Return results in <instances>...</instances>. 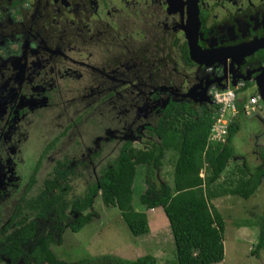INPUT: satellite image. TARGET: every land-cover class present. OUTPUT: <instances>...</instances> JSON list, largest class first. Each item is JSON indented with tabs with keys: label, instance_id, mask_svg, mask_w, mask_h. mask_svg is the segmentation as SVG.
I'll use <instances>...</instances> for the list:
<instances>
[{
	"label": "flooded vegetation",
	"instance_id": "af4514ba",
	"mask_svg": "<svg viewBox=\"0 0 264 264\" xmlns=\"http://www.w3.org/2000/svg\"><path fill=\"white\" fill-rule=\"evenodd\" d=\"M126 1H120L123 7ZM185 1L130 0L143 4V21L139 20V28L136 27L142 37L140 42L129 38L130 43H126L128 39L123 37L116 43L117 32L109 31L115 26L103 20L111 15L105 0H101L99 9L103 5L104 17L91 8L89 0H0V154L7 160L10 156L18 159L22 149L19 141L25 139L26 129L20 132L18 121L37 108V119L40 114L46 115L58 103L54 102L57 96L63 105L72 99L85 102L89 98L107 103L104 118L113 117L126 132L132 133L138 127V132H142L145 126L155 125L168 103H187L207 110L205 98H210L209 92L220 82L234 81L233 78L245 81L258 74L250 75L239 63L252 56L260 66L264 64V0L196 1V42L201 48L214 51L238 44H258L254 52L226 55L211 65L195 62L190 56L181 27L186 25V12L191 10L192 0L187 5ZM125 22L121 20L120 24ZM137 43L146 46L141 48ZM130 44L135 47L130 49ZM112 45L117 46L114 54L107 52ZM156 49L158 55L154 53ZM194 56L199 60L200 56ZM257 67L255 64L252 68ZM58 77L69 91L64 97L54 94ZM94 77L101 82L92 80ZM95 88L99 89L97 93H93ZM93 120L94 117H87L82 133L73 129L72 135H68L71 139L76 134L81 139L76 154H60L55 147L50 148L48 157L52 164L66 160L68 167L77 172L71 175L88 180L87 184L90 178L98 179L103 160L100 154L107 146L101 141L107 135L116 137L119 132L112 126L93 127ZM58 129L59 126L54 127L51 133L56 135ZM97 137L99 141L95 142ZM14 150L19 153H13Z\"/></svg>",
	"mask_w": 264,
	"mask_h": 264
},
{
	"label": "trees",
	"instance_id": "16d2710c",
	"mask_svg": "<svg viewBox=\"0 0 264 264\" xmlns=\"http://www.w3.org/2000/svg\"><path fill=\"white\" fill-rule=\"evenodd\" d=\"M105 53L110 56L109 51ZM246 100L247 97L237 100V115L228 116L232 121L223 142L209 137L210 126L214 114L219 112V105L213 109L208 106L209 109L205 110L187 103H168L155 125L145 126L144 130L150 138L142 140L143 147H136L130 142L131 138L138 136V142L141 143L140 138L144 133L138 132L139 127L129 133L117 126L113 118L109 120L103 115L98 116L93 120V127L112 126L119 131L110 140L116 152L114 150L107 163L105 160L101 164L97 181L93 179L82 194H74L70 199L67 194L72 188L68 179L69 176L74 178L72 175L77 172L69 168L64 159L55 161L48 170L42 164L47 158V150L54 147L59 135L54 136L35 156L27 148L34 159L25 157L24 161L15 162L20 167H17V179H28L19 203L14 206L8 221L0 226V264L5 263L4 257L9 260L8 264H16L19 258L28 264H173V244L176 257L174 264H212L222 261L224 218L214 201L224 196L248 199L264 180L263 146L258 151L257 159L262 162L260 166L250 169L247 162L242 161L240 165L234 163L232 169L225 173L229 160L237 152L232 135L236 134L243 120L242 107ZM102 120L106 124L101 123ZM42 143L30 148L41 147ZM168 153L172 182H167V179L161 181L156 175ZM29 164H32L31 168ZM26 165L28 167L23 172ZM137 171L144 184L137 203L143 206L142 209L134 207L132 198ZM17 179H13V182ZM28 190H32V194L27 196ZM95 195H99L105 206L116 207L120 212V221L117 216L113 220L120 222L121 226L125 224L126 233L128 231L131 236H140L142 244L151 245L150 252L145 251L139 256L102 253L80 257L76 262H66L55 255L51 248L55 239L50 232L42 235L37 222L49 221L52 233L61 232L65 226L71 232H77L91 222L83 211L91 206ZM3 198H6L4 190L0 191V199ZM70 209L76 211V216L72 215ZM149 214H152L151 217ZM30 215L32 218L26 220ZM19 216L25 220L16 223ZM155 219L159 222L156 223ZM159 226L166 228L165 233L169 236L166 237L168 242L160 246L157 242H161L165 234L157 231L156 227L159 230ZM255 247L254 254L258 255L264 247V230L259 231ZM193 254L198 256V260H194Z\"/></svg>",
	"mask_w": 264,
	"mask_h": 264
},
{
	"label": "rangeland",
	"instance_id": "374dc122",
	"mask_svg": "<svg viewBox=\"0 0 264 264\" xmlns=\"http://www.w3.org/2000/svg\"><path fill=\"white\" fill-rule=\"evenodd\" d=\"M108 1L111 2L107 3V0H105L106 3H104L108 4L107 8L111 10V15L108 18H105L103 15L105 12V10L103 9V5L102 9L99 11L101 0H89V5L91 6V8L93 7L94 9L98 10L99 14L104 17V21L108 22L113 27L115 26L109 31L113 33L117 32L118 39L116 43H119L123 37L128 39L126 43H130L129 38L138 40L140 42L142 35L138 33L139 31L136 29V27L139 28V20L143 21V16L140 15V10H142L143 4L137 2L131 3L130 0H127L125 7H123L120 3L121 0ZM86 2L88 3V1ZM138 16L139 19L136 20ZM121 20H124L126 22L120 24ZM134 30H136L137 32ZM142 32L145 33L146 31ZM134 44L136 46V43ZM137 44L142 45V43ZM128 46L130 49L135 47L133 44H130ZM145 46L146 44L143 43L142 47H139L145 48ZM93 47L96 50H100L96 45H93ZM116 50L117 46L112 45L109 46L107 52L109 51V53L114 54ZM152 50L153 49H150V47L148 48L149 52H152ZM154 53L155 55H158L160 52L158 49H156L154 50ZM244 60L246 61H242L241 64L239 63V67L241 68V65H244L245 69L250 71V75L260 70V65L257 63V61L253 60L252 56L246 57ZM255 64H257L258 67L252 68L253 66H255ZM160 66L161 65L159 64L158 67ZM96 79L98 82H101L99 80L100 78L97 77H94L92 80ZM233 79L235 80V78ZM54 85H56L59 90H57V92L55 91L54 94H63V97L65 96V94H69L66 83L62 79H60V77L56 78V80L54 81ZM98 91L99 89L95 88L93 93H97ZM249 92L250 88L249 86H247L243 90V93L250 94ZM90 95L96 96L97 94ZM56 101H58V103L53 107L51 106L53 110H47L48 112L46 113V115H41L39 119H37L35 115L38 113L35 111L38 109L37 108L35 110H32L33 113L32 111L27 112L24 117L20 119L21 122L18 121L19 123H21L20 132H22L24 128H26L24 131L25 139L19 141L20 148L24 149H21L20 154H18L19 152H15V150L13 151V153L18 154V159L15 160L10 156V160H7L3 153L0 154V191L4 190V194H6V198L0 199V226L4 221H8L11 212L14 210V206L19 203L21 199L20 197L25 190V182L28 179V177L17 179V167H20L16 163L24 161L25 157H29L30 160L34 159L35 153H38L41 149V147L39 146L35 148H30V146L35 145L39 143V141H41L43 142V149L45 143L52 141L51 138L53 136L59 135V138L56 140L55 145L54 147H52V149L57 147L58 149H60V154L63 153V155L76 154V150L80 148L77 141H81V139L76 134L75 136H72L71 139L68 138V135H72V133L70 134V132L74 129L75 131L82 133L85 124V122L83 121L84 119H86L87 117L98 118V115L105 114V111H107V103H100L99 100L94 101L92 98H89L88 100L86 99L85 102L72 99L68 103L64 102L66 104L63 105L60 97L57 96L54 102ZM83 104H85V106H83ZM257 115H260V117L258 116L257 119L254 118L257 117ZM58 126L59 129L56 135L55 133H51L54 127ZM239 126L240 127L236 134L232 135V143L234 144L237 152L234 158L232 160H229L225 169V173L229 172L232 169L234 163L240 165L242 161H246L250 169H253L255 166H260V164L262 163L257 158L259 157V148L261 146L264 147V108L251 111L248 115L243 114V120L239 123ZM142 132L144 134L140 138L141 143L138 142V136H135L133 138L130 137L131 144L136 147L144 146L142 140L146 141V139L150 138V136L146 133V130H142ZM107 136L109 137H107L105 141H101L102 143L105 142L104 144L107 143L104 152L100 154L101 159H103L102 165L105 160L106 163L108 162L110 155L114 152V150L116 152V147L110 141L113 140V136ZM98 141V137L95 138V142ZM13 148L14 143L11 146L12 150ZM27 148L31 149L34 152V156H30V152L27 151ZM50 150L51 149L47 150V156H45L47 158L43 160L42 163L45 167V170H48V168H50L52 164L51 159L48 162V157H50ZM98 158L100 157L97 156L95 159ZM169 159L171 158L168 153L162 161L160 169L156 172L158 179L161 181L167 179V182H172V166L169 162ZM29 166L31 168L32 164H29ZM27 167L28 165L23 168V172H25V169ZM138 171L133 182L132 198L134 207L142 209L143 206L137 203L138 196L141 193L144 184L142 176ZM25 176H27V173L25 174ZM13 179H17L18 181L13 182ZM81 179L82 178L80 177H69L68 183L72 190H68L67 198L70 199L74 194H82L88 180L83 179L82 181ZM92 180L93 179L90 178V182ZM261 181L262 182L259 183L257 189L248 199H243L239 196H224L217 199V201H214V204L218 205V209L224 218V231L222 232L224 243V257L222 261L212 264H264V247L259 250L258 255L254 254L259 231L264 230V180ZM32 190H28L26 192V195L28 196L32 194ZM93 199L94 201L92 202L91 206L83 211V214L89 216L91 222L84 225L77 232L73 233L67 226H65L61 232L52 233L49 221L39 220L37 222L38 224H40L39 226L42 230V235L50 232L52 234V237L55 239L56 242L51 243V248L59 259L66 262H76L80 257H91L93 255L102 253L119 255L122 254L123 256L126 254L129 256H139L145 251H151V245L146 246L145 244H142L143 242L140 236H131L128 231L126 233L127 229L124 223V225L121 226L120 222H116L115 220H113V218L117 216V219L120 221V216H118L120 212L116 209V207L105 206L101 202L99 195H95ZM72 211V215L76 216V211ZM29 213L30 212H28L27 214ZM151 215L152 214H149V217H151ZM31 218L32 216L26 218V220H30ZM20 220L23 221L25 219H23L22 216H19L15 220V222L19 223ZM154 221L156 223L159 222L158 219H155ZM152 228L153 230L155 229L154 225L152 226ZM156 228L158 232L165 234L163 236V240L161 242L158 240L159 242H157V244L160 246V244H163L165 242L167 243L168 241L166 240V237H169L168 234L165 233L167 232V229L163 228V226H159V230L158 227ZM161 229L163 230L160 231ZM76 241L78 243H76ZM154 246L156 247V244H154ZM171 251L173 254L172 260L176 261L174 244L171 248ZM161 253H163V251ZM193 255H195L194 260H198V256H196V254ZM4 261V264L9 263V260L6 257H4ZM173 261H171V263L174 264ZM16 264L28 263H25L22 258H19L16 261Z\"/></svg>",
	"mask_w": 264,
	"mask_h": 264
},
{
	"label": "water",
	"instance_id": "95a60500",
	"mask_svg": "<svg viewBox=\"0 0 264 264\" xmlns=\"http://www.w3.org/2000/svg\"><path fill=\"white\" fill-rule=\"evenodd\" d=\"M196 1L197 0H192L189 3V5L191 6V10L189 9V11L186 12V15H187L186 23H188V25H190V24L191 25L188 27L184 24L183 27H181L183 30V33L185 34L186 40H187V46L189 49L190 56L195 62L211 65V64L217 62L218 60H221L223 57H227L229 55H234V54L239 55V56H244V55L251 53V52H254L256 49H258V47H257L258 44H256V43L254 45L253 44H251V45L238 44L236 46L228 47L226 49H223V48L215 49L214 51L204 50L203 48H201L196 42V40H197L196 29H197V26L199 24L198 23V17H197V11L198 10H197ZM194 55L200 56L199 60H197V57H195ZM202 57H205L206 59L202 60ZM263 74H264V65L261 66V71L259 73V77L261 76L262 78L260 80L258 78V80L261 84H264V75ZM234 83L235 82H233V84ZM257 84L260 85L258 82H257ZM261 89L262 90L264 89V85L262 86ZM261 95H263V94H261ZM204 97H206V95ZM205 100H206L205 102H207L208 104H211V100L209 98H205Z\"/></svg>",
	"mask_w": 264,
	"mask_h": 264
},
{
	"label": "clouds",
	"instance_id": "9594fccd",
	"mask_svg": "<svg viewBox=\"0 0 264 264\" xmlns=\"http://www.w3.org/2000/svg\"><path fill=\"white\" fill-rule=\"evenodd\" d=\"M263 65H264V64H263ZM261 66H262V65H261ZM261 66L259 67L260 70L257 72L258 74H256L254 77H251V78H249V79H247V80H245V81H238V80H234V81H232V80H230L232 86H229V87L225 86V82H226V81H223V85H222V86H221V84H220V85L215 86L214 88H212L211 91L209 92V95H210V98H209V99L211 100V104H209V106H211L212 109L214 108V106H217V105H215V104L212 102L211 94H212L213 90H218V91H227V90H230L231 92L233 91L235 94L233 95V96H234V99H233L232 103L234 104V108H235V110H234V113H231V110H230V111H229V114L227 115V117H228L229 115H231V116H236L237 113H238L237 105H236L237 100H241V99H242V97H240L239 94H240V93H241V92H242L247 86H249V88H250V90H251L252 93L248 94V97H247V98H249V97H251V96H259V99H258L257 104L255 105V108H251V104L248 103V100H246L245 103H244V105H243V107H242V115H243V114L248 115V114H250L251 111H255L256 109H263V108H264V89L262 90L261 88H262V86H263L264 84H261V83L259 82V80L262 78L261 76L259 77V73H260V71H261ZM244 68H245V67H244ZM263 75H264V74H263ZM258 78H259V80H258ZM233 82H235V83L233 84ZM257 82H258L260 85H258ZM245 84H247L246 87H245L244 89H242V87H243ZM253 90H254V91H253ZM261 94H263V95H261ZM257 105H259V106H257ZM244 106H247V109H245V110H247V112L243 109ZM216 114H217V113H215L214 115L216 116ZM112 116H113V115H112ZM258 116L260 117V115H257V117H254V118L257 119ZM261 117H262V116H261ZM112 118H113V117H109V120H112ZM122 118H123V117H122ZM228 119H229V122H228V125H227V132H226V135H227V133H228V126H229V123L232 121L231 118L228 117ZM260 119H261V118H260ZM113 120H114V118H113ZM261 121H262V120H261ZM210 128H211V126H210ZM107 129H108V127H107ZM109 129H110V128H109ZM209 132H210V130H209ZM226 135H225V136H226Z\"/></svg>",
	"mask_w": 264,
	"mask_h": 264
},
{
	"label": "built area",
	"instance_id": "2783aa9c",
	"mask_svg": "<svg viewBox=\"0 0 264 264\" xmlns=\"http://www.w3.org/2000/svg\"><path fill=\"white\" fill-rule=\"evenodd\" d=\"M235 93L230 90L227 91H218L213 90L211 94L212 102L215 105H219L220 109L218 114L213 117V122L211 124L209 137L211 140L214 141H224L226 132H227V125L229 122V119L227 115L229 114V111L231 110V113H234V104L232 103L234 99ZM259 99V96H251L248 98V103L251 104V108H255V105L257 104ZM259 106V105H257ZM244 110L247 109V106H244ZM247 112V110H245Z\"/></svg>",
	"mask_w": 264,
	"mask_h": 264
},
{
	"label": "crops",
	"instance_id": "0c3cea01",
	"mask_svg": "<svg viewBox=\"0 0 264 264\" xmlns=\"http://www.w3.org/2000/svg\"><path fill=\"white\" fill-rule=\"evenodd\" d=\"M220 84L222 86L223 85V82H220ZM225 86H227V87L232 86L231 81L230 80L228 81V79H227L226 82H225ZM249 93H252L251 90H250ZM239 96L242 97V98L243 97H248V95L247 94H244L243 91L239 94Z\"/></svg>",
	"mask_w": 264,
	"mask_h": 264
},
{
	"label": "bare ground",
	"instance_id": "6f19581e",
	"mask_svg": "<svg viewBox=\"0 0 264 264\" xmlns=\"http://www.w3.org/2000/svg\"><path fill=\"white\" fill-rule=\"evenodd\" d=\"M187 3H189V0H186V5H187ZM186 26H188V23H186ZM189 27V26H188ZM262 41H264V40H262ZM260 44V43H259ZM197 56V55H196Z\"/></svg>",
	"mask_w": 264,
	"mask_h": 264
}]
</instances>
